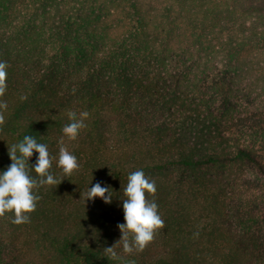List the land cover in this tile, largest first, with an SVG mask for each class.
Segmentation results:
<instances>
[{"label": "trees", "instance_id": "1", "mask_svg": "<svg viewBox=\"0 0 264 264\" xmlns=\"http://www.w3.org/2000/svg\"><path fill=\"white\" fill-rule=\"evenodd\" d=\"M0 60V172L32 135L63 179L36 190L30 222L0 218V264H264V0H0ZM70 110L89 113L74 141ZM137 170L165 227L128 255L118 224ZM97 182L111 203L85 201Z\"/></svg>", "mask_w": 264, "mask_h": 264}, {"label": "clouds", "instance_id": "2", "mask_svg": "<svg viewBox=\"0 0 264 264\" xmlns=\"http://www.w3.org/2000/svg\"><path fill=\"white\" fill-rule=\"evenodd\" d=\"M7 61L0 60V129L5 125L4 112L8 105L3 97L8 88L7 84ZM75 93V89H73ZM27 99L26 96L21 97ZM70 123L62 128L64 136L69 140H76L82 129L87 127L85 121L89 117L87 111L77 114L75 111H68ZM58 167L62 169L64 177H71L74 172H78L80 164L64 144L63 137L59 141ZM9 150L11 164L6 171L0 172V218L6 213H12L14 219L12 223L20 225L30 222V214L37 208V203L41 199L35 192L41 186L57 187L63 179H56L52 173L53 161L56 160L49 152L47 144L38 143L32 135H25L23 139L13 144ZM38 153L34 166L29 165V159ZM35 171L36 177L31 175ZM155 180L150 179L142 170H137L129 174L127 185L124 188L123 211L124 223L118 224L122 235L123 252L131 255L134 252H143L150 243L153 242L156 234L165 227V222L158 213V205L155 197ZM107 193V195H106ZM85 201L101 198L105 203L112 202L110 188L102 187L97 182L83 194ZM198 235V234H197ZM105 256L110 260H122L114 249V245L104 249ZM126 264H135V260H129Z\"/></svg>", "mask_w": 264, "mask_h": 264}]
</instances>
